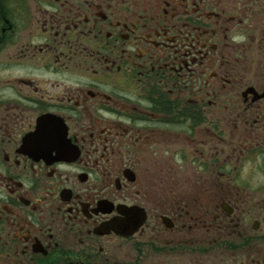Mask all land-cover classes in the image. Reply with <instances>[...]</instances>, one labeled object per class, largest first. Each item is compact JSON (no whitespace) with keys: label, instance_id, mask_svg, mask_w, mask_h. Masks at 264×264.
Instances as JSON below:
<instances>
[{"label":"flooded vegetation","instance_id":"af4514ba","mask_svg":"<svg viewBox=\"0 0 264 264\" xmlns=\"http://www.w3.org/2000/svg\"><path fill=\"white\" fill-rule=\"evenodd\" d=\"M0 264H264V0H0Z\"/></svg>","mask_w":264,"mask_h":264}]
</instances>
